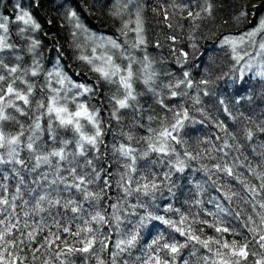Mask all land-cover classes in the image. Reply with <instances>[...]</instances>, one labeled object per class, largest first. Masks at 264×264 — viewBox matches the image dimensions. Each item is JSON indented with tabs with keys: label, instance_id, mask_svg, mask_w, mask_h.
Masks as SVG:
<instances>
[{
	"label": "trees",
	"instance_id": "trees-1",
	"mask_svg": "<svg viewBox=\"0 0 264 264\" xmlns=\"http://www.w3.org/2000/svg\"><path fill=\"white\" fill-rule=\"evenodd\" d=\"M260 1L262 0H207V5L211 6L209 15L204 11L207 6L205 0H0V19L8 28L6 33L0 30V35L5 36L7 43L14 46L0 55L5 57V64L19 66L21 69H31L35 63H39L38 75L25 77L36 84L34 100L39 99L42 95L41 85L45 83L48 73L55 72L58 67L70 77L73 83L87 84L94 90L93 94L77 97V100L85 103L89 109H98L101 120V142L95 150L86 145L87 151L83 156L78 154L79 149L76 147L73 133L70 130H58L55 142L50 139L47 131H44L39 134L40 138L36 141V154L46 155L54 148L62 147V141L68 140L67 159L58 161L53 157L50 164H41L38 169L32 171L35 160L30 159L32 154L28 152L26 144L28 137L32 135L35 110L28 109L26 115H21L9 108L7 111L14 119L3 125V130L10 135L19 133L21 125H23L24 135L21 137L19 158L26 161V167L20 169L17 174L12 170L13 165H0V168L5 170L4 174L9 177L0 180L8 186V191L4 195L9 198L15 193L19 179L21 177L24 179V185L20 187L23 199L28 201V204L21 208L19 207L21 202L17 200V212L31 210L38 195H47L50 199L60 200L62 204L71 199L84 209L80 218L70 221L73 216L70 210L61 209L63 217L56 215V209H53L52 213L57 220H60V223L62 222V226L70 221L72 231H76L79 227L84 226L85 219L91 220V216L96 212H100L106 217H112L114 208L111 206L117 204L120 206V227H116L114 219L103 225L92 224L97 238L94 253L85 255L75 253L68 256L67 260L70 264H99L101 260L104 264H113V261L115 264H140V261H144L146 264L151 256L164 255L158 251L159 245L152 244L154 239L162 236L163 239L160 240V243L173 242V239L181 243L184 242V238L178 233L155 222L157 224L155 229H152L151 225L148 228L138 229L139 235L135 246L121 252L116 247V243L121 239H126L128 234L136 228V221L147 212L163 215L165 218L173 220H178L180 213L188 216L190 221L195 217L198 220L212 223L219 218L231 230L230 233L223 234L224 240L229 242L235 240L238 244L246 243L248 245L249 254L242 264H257L258 261H264V248L260 246L258 236L249 232L243 222L247 215H253L257 223H259V218L253 213L250 205L244 204L242 201L239 203L234 201L230 204L224 200L221 193L217 192L212 184V180L217 177L213 176L212 180H209L202 170L198 171L200 163L192 161L191 167H186L183 173H176L172 164L157 153H150L148 157L138 159L137 172L133 173L137 178L145 174L146 168L157 174L158 180H163L164 174L173 172L170 180L165 181L162 185L163 190L158 192L154 199L141 196L138 200L137 194L125 196L118 187L117 182L125 171V163L124 158L116 151L122 143L131 144L137 154L147 148L143 138L150 136L149 125L153 128L157 127V122H150L148 117L171 116V112L162 107L157 102L158 100L163 99L165 104L174 109H178L180 105L190 108L192 105L190 99L180 96L170 97L169 90L165 87L167 84L183 79V73L187 71L193 85L204 79L210 81L208 85H200L201 89L209 92L207 96L203 94V91L197 93L194 88L186 90L189 96L200 95L202 104L196 105V107L204 108L208 118L202 116L199 111H190V115L195 117L197 123L191 124L180 135L188 141L193 150H198L197 145L203 149L212 148L213 145L219 147L221 140L217 139V135L223 136L224 133H220L217 125L222 123L228 132L236 137L235 141L229 140V143H238L241 146V151L247 157L244 162L256 166L257 162L261 160V153L264 152V148L261 147L264 145V131H260L261 128H264V78L256 74L259 64L264 62V56L258 55V44L264 41V32L255 37V46L246 41L239 48L241 55H244L245 52L249 53V55H244L240 64H236L231 50L227 46H221V41L225 37L238 39L240 36H246L248 32L254 31L259 26L260 19L264 18V7L260 11L261 13L257 14L255 26L247 27V23L253 13L251 4ZM32 7L35 11L31 10ZM21 9L27 11L33 20L40 24L38 30L31 29L30 26L17 19L21 14ZM117 9L121 11L120 16L113 14ZM138 10L144 22L147 46L137 50L128 49V51L138 60L142 61L145 55L151 60L152 68L156 73L155 81L152 84L156 95L142 81L134 84L135 91L139 93L137 101L132 102L133 107L121 109L118 113L121 119L117 121L109 114L112 111L109 103L111 97L114 94L119 95L116 92L117 86L99 80L97 74L90 70L89 65L77 59L82 51L83 54H91L92 43L89 41L88 35L74 29V22H70L69 17L71 12H76L80 23L88 30V34L96 37H114L123 44L125 37L120 36L119 30L124 22L135 20ZM165 12L168 14L167 21ZM196 13H200L199 19L194 18ZM51 19L55 21V25L47 34H43L42 29L47 31V21ZM169 23L172 27L168 26ZM129 26L135 27L134 23ZM73 32L77 33L75 37H73ZM134 35V33H129L128 38L132 39ZM53 36L58 38V47L52 40ZM168 36L176 37V41L169 40ZM33 41H37L35 49H32ZM76 44L83 47L77 48ZM124 47L127 48V45ZM182 52L187 54L186 57L181 56ZM178 60L185 62L178 63ZM249 61L253 67L244 70L241 74L238 69H242ZM117 62L126 63L127 61L118 60ZM138 67H140L139 64L134 65V68ZM78 71H84V73H77ZM21 74L18 73V75ZM17 87L23 88V85L18 82ZM52 87H60L55 82V77L52 78ZM65 88H67V84H65ZM76 91L78 90L69 91L68 96L71 97ZM221 100L224 102L223 104L220 103ZM69 107H75V105L70 104ZM40 122L43 128L47 127L46 117L42 118ZM249 129L253 131L251 141L246 139V130ZM84 131L91 134L94 129L91 125L86 124ZM188 132L191 135H185ZM125 133L132 135L133 140L128 141ZM201 141L205 142L200 143ZM175 147L177 152L183 153L182 145H175ZM227 151L230 152L226 158L228 163H232V158L240 154L232 149ZM4 154L6 156V151ZM212 155L219 159L223 154L213 150ZM243 159L242 156L241 160ZM88 160L92 161L91 166L87 164ZM202 163L214 164L216 161L205 159ZM73 167H75L77 175H84L88 179L99 173L100 179L86 186L89 191L99 194L100 199L85 200L82 191H78L76 188L66 189V183H73V178L68 172V169ZM15 168L19 169L20 166L15 165ZM237 171L244 172L245 169H237ZM44 174H47L48 177L46 181L41 179ZM249 179L252 178L249 177ZM52 180H56V183L51 184ZM105 181L110 182L109 187H105ZM227 182L232 185L233 191L240 188V185L235 181L229 179ZM254 182L258 183V181ZM221 183L223 184L224 181L221 180ZM169 187H171V191H169ZM197 201L199 203H196ZM141 203L144 207H140ZM217 204L235 211L243 209L242 215L240 218H234L231 214L219 213ZM169 205L174 211L164 212V209ZM209 213H217V216ZM41 215L48 216V213L31 217L29 223L39 221ZM47 223L53 224L51 217L48 218ZM193 227L201 229L204 238L218 235L207 224H194ZM51 231L56 232L57 229L52 227ZM105 235L108 238L107 246L102 248L100 241L105 239ZM46 236H48V228L38 235L37 241H42ZM63 238H67L69 244L75 240V237H68L67 234H64ZM32 247H39V243L33 244ZM196 247L199 248L198 245ZM41 251L43 252V250ZM55 252L56 248L54 247L50 252H44L42 256L38 253L39 258L34 264H43V261H48L49 264H59V261L55 260ZM204 252V249H200L196 255H192V246L189 245L188 248L182 249L181 256L175 261V264H184V261H188V264H197V257ZM24 253L28 255L26 264H32L28 247H25Z\"/></svg>",
	"mask_w": 264,
	"mask_h": 264
},
{
	"label": "snow or ice",
	"instance_id": "snow-or-ice-1",
	"mask_svg": "<svg viewBox=\"0 0 264 264\" xmlns=\"http://www.w3.org/2000/svg\"><path fill=\"white\" fill-rule=\"evenodd\" d=\"M207 5V0H205ZM63 7V5H61ZM205 12L211 14V6L207 5L204 8ZM115 16H120L121 11L117 9L114 13ZM165 20L167 21L168 14L164 13ZM189 15H192L189 13ZM244 15V13H241ZM195 19L200 18V13L195 14ZM25 25L30 26L33 30H38L40 24L36 23L32 16L27 11L21 9V14L17 17ZM70 22L73 23L74 29L80 33L88 35L89 41H91V54H81L77 57L78 60L84 62L90 66V70L97 74L99 80L106 82L110 85H116V92L119 95H113L109 101L112 111L110 113L112 118L117 121L121 119L118 115L121 109H128L133 107L132 102L137 101V93L134 89V84L142 81L143 84L153 92L152 84L155 81L156 73L152 68V62L147 55L141 60H138L128 49L137 50L146 48L147 41L144 35V22L140 11L136 13L134 21H127L123 23L121 27L120 36L125 37L123 44L114 37L104 36H92L88 34V30L80 23L76 12H71ZM135 27H130V24ZM172 27L171 23L168 24ZM0 30L5 33L8 28L4 21L0 19ZM24 31V29H21ZM264 32V18L260 19L259 26L254 31H250L246 36H240L238 39L231 37H225L221 41V46H227L233 55V59L236 64L244 59V55H249L245 52L241 55L239 48L249 42L255 46V37ZM134 33V38L129 39L128 34ZM76 32H73V37L76 36ZM169 40L176 41V37L168 36ZM75 43V41H74ZM127 45V48L124 46ZM37 46V41L32 42V49ZM77 48H82L80 44L75 45ZM14 46L7 43L5 36L0 35V53L6 50L12 49ZM193 47H195L193 45ZM258 55L264 56V41L258 44ZM31 50V49H30ZM186 53H181V56L186 57ZM19 59V57H17ZM5 57L0 55V165H13V171L19 174L20 169L26 167V161L20 159L21 137L23 133V125H21V131L16 135L7 134L3 130L5 122L13 120L14 117L8 113L7 109L12 108L21 115H26L28 109L35 110V118L32 125V135L28 137L26 148L30 154V159H34L35 163L32 166V171L38 169L41 164H50L51 158H56L58 161H64L67 159L66 147L69 143L68 140L62 141V147L59 149H53L48 154H36L37 147L36 141L40 138L39 134L47 131L52 141H56L58 130L63 129L65 131H71L73 138L76 142V147L79 149V155L83 156L87 151L86 145L91 149H97L98 144L101 142L102 136L101 120L99 110L96 108L89 109L85 103L77 100L78 96H84L86 94H93V87L83 83H73L70 77L62 71L59 67L55 72L48 73V77L45 83L41 85V93L39 99H33L36 91V84L34 81L25 79L28 75L36 77L39 73L40 65L35 63L31 69H21L19 66H9L4 62ZM118 60L127 61L126 63L117 62ZM178 63H184L185 61L178 60ZM139 64L140 67L134 68V65ZM252 63L249 61L244 65L242 69H238L241 74L244 70L251 69ZM259 70L256 73L261 78H264V62L259 64ZM18 73H22L18 75ZM55 77V82L60 85L59 88L52 87V78ZM23 85V88L17 87V83ZM209 80H201L198 84L193 85L192 80L189 78V72L183 73V79L175 81L165 85L168 88V95L170 97H187L192 101L190 108H185L180 105L178 109H174L171 106L165 104L163 99L157 102L169 112L171 116H165L164 118H158L156 116H149L150 122H157V127L153 128L149 125L148 131L150 136L143 138L146 141L147 148L143 149L140 154H137L135 148L131 144H120L116 151L124 158L125 171L120 175V179L117 182L118 187L122 190L125 196L137 194L139 200L141 196L154 199L158 192L163 190L162 185L165 181L170 180L173 172L164 174L163 180L156 178L157 174L150 172L147 168L145 174L140 175L138 178L133 175L137 172V160L146 158L150 153H157L161 158L167 159L171 164L174 172L183 173L186 167H191V162L196 161L200 163V169L204 174L212 180V177H217L212 180L213 186L216 191L221 193L224 200L230 204L234 201L239 203L250 205L253 213L259 218V223L254 219L253 215H247L243 221L245 226L248 227V231L253 233L254 236H258L260 246L264 248V152L261 153V160L257 162L256 166L251 163H245L247 157L244 156L241 151V146L238 143L230 144L229 140L235 141L236 137L228 132L224 124H218L220 133H224L223 136L217 135V139L221 140L219 147L213 145L212 148L193 150L188 144V141L181 136L187 127L191 124L197 123L195 117L190 115V111H199L202 116L207 117V113L204 108H197L196 105L202 104V100L199 94L196 96H189L187 89H195L197 93L203 91L205 96L209 95L207 90L201 89L200 85H208ZM67 84V88H65ZM183 86V87H182ZM76 89L78 91L73 92L72 96H68V92ZM180 91H177V90ZM221 104L224 102L221 100ZM75 105V107H69V105ZM227 111V109H225ZM47 118L48 124L46 128L41 125V119ZM202 123V121H201ZM91 125L94 131L89 134L84 131L85 125ZM260 131H264L261 128ZM128 141L133 140V136L130 134H124ZM185 135H191L190 132ZM253 138V131L246 130V139L251 141ZM201 141L200 143H204ZM175 145L183 146V153L177 152ZM264 148V145H261ZM229 149L235 150L240 153L232 158V163H228L227 157L230 155ZM213 150L221 152L223 155L219 159L212 155ZM6 151V156H5ZM75 155V153H74ZM244 157L241 160V157ZM216 161L214 164L202 163L203 160ZM174 161V162H173ZM87 164L92 165V161L88 160ZM15 165H19L20 168H15ZM237 169H245L244 172H239ZM259 169V170H258ZM69 174L73 178L72 184H67L66 189L76 188L78 191H82L85 200H98L99 194H94L89 191L87 186L100 179L99 173L93 176L91 179L86 178L84 175H77L75 167L68 169ZM5 170L0 168V180L8 179L9 177L4 174ZM251 177L252 179H249ZM42 180H47V174L42 175ZM235 181L240 185V188L233 191L232 185L228 180ZM221 180L224 183H221ZM258 181V183L254 182ZM51 184H55L56 180H52ZM21 185H24V179L21 177L18 181V186L15 189V193L9 196L4 195L8 191V186L0 182V264H26L28 255L24 253L25 247L30 249V255L32 258V264L39 258L38 253L42 256L44 252H50L54 247L56 248L55 260L59 261V264H70L67 260L68 256L75 253L82 255L94 253V245L96 243V235L92 224H105L110 222L111 219L116 221V227L119 228L121 224V215L119 214V204L113 205L114 208L112 217H106L100 212H96L91 216V220L85 219L84 226L79 227L76 231H72L70 221L80 218L84 212L83 207L69 199L63 204L60 200L50 199L47 195H38L35 199L31 210H23L22 213L17 212L18 207L16 201L21 203L19 207L28 204V201L23 199V193L21 191ZM110 182L105 181V187H109ZM171 191V187H169ZM196 203H199L197 201ZM140 207H144L143 203ZM218 212L225 215L231 214L234 218H240L243 209L235 211L232 208H225L221 204L216 205ZM56 209V215L63 217L61 209L73 214L69 223L61 225L60 220H57L53 216L52 210ZM174 209L169 205L164 209V212H172ZM48 213V216L41 215L39 221L35 223H29V219L35 215L42 213ZM210 215L217 216V213H209ZM178 220L172 218H165L163 215H154L151 212L145 213L136 221V228L128 234L126 239H121L116 243V247L121 251L131 249L135 246L138 239V229L148 228L151 225L152 229L157 227L155 222L159 225L166 226L167 228L178 233L179 236L184 238V242L181 243L173 239V242L160 243L163 239L162 236L152 241L153 245H159L158 251L164 255L151 256L146 264H175V261L181 256L182 249L192 246V255H196L200 249H204L205 252L197 257V264H242V261L248 257V245L238 244L235 240L227 241L223 239V234L230 233V229L224 225V222L217 218L212 223L204 220H198L195 217L189 220V217L180 213ZM51 217L53 224L47 223L48 218ZM194 224H207L208 227L213 228L218 235L212 238H204L203 231L193 227ZM55 227L56 232H52L51 228ZM45 228H48V236L42 241H37L39 234L44 232ZM259 229V231H258ZM98 231V230H96ZM64 234L68 237H75L72 244L68 243L67 238H63ZM107 236L100 241L101 247H106ZM39 243V247H32L33 244ZM77 245H79L77 247ZM199 246L197 248L196 246ZM215 246V247H214ZM151 247V245H150ZM43 250V252L41 251ZM64 257V259H61ZM43 264H49L48 261H43ZM99 264H104L101 260ZM115 264V261H113ZM140 264H145L144 261H140ZM184 264H188V261H184ZM257 264H264V261H258Z\"/></svg>",
	"mask_w": 264,
	"mask_h": 264
},
{
	"label": "rangeland",
	"instance_id": "rangeland-1",
	"mask_svg": "<svg viewBox=\"0 0 264 264\" xmlns=\"http://www.w3.org/2000/svg\"><path fill=\"white\" fill-rule=\"evenodd\" d=\"M264 7V0L260 1V2H257V3H253L251 4V8L253 9V13H251L250 17H249V21L247 23V27H252V26H255V21H256V17H257V14H260L262 8ZM31 10L35 11L33 9V7L31 8ZM47 31H43L42 29V33L43 34H47L49 30H51V27H53L55 25V21L53 19L47 21ZM44 25V24H43ZM45 26V25H44ZM52 40L53 42L55 43V45L58 47V38L57 37H52ZM77 73H84V71H78ZM91 80H93L92 78H90ZM106 196H108V194H106Z\"/></svg>",
	"mask_w": 264,
	"mask_h": 264
},
{
	"label": "bare ground",
	"instance_id": "bare-ground-1",
	"mask_svg": "<svg viewBox=\"0 0 264 264\" xmlns=\"http://www.w3.org/2000/svg\"><path fill=\"white\" fill-rule=\"evenodd\" d=\"M4 61H6V59H5ZM99 103H100V102H99ZM106 108H107V107H106ZM108 111H109V110H108ZM109 114H110V113H109ZM110 129H111V128H110ZM110 129H109V130H110ZM110 132H111V131H110ZM109 134H110V133H109ZM28 171H30V170H28ZM27 173H28V172H27ZM61 224H62V222H61Z\"/></svg>",
	"mask_w": 264,
	"mask_h": 264
}]
</instances>
